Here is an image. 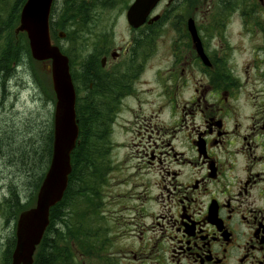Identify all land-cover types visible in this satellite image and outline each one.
Returning <instances> with one entry per match:
<instances>
[{"label":"flooded vegetation","instance_id":"1","mask_svg":"<svg viewBox=\"0 0 264 264\" xmlns=\"http://www.w3.org/2000/svg\"><path fill=\"white\" fill-rule=\"evenodd\" d=\"M236 4L161 0L152 12L158 20L131 30L124 47L109 46L81 66V104L96 79L108 84L105 96L94 97L98 106L128 107L127 99L141 100L146 84L148 32L176 34L169 84L177 119L163 140L168 150H149L150 144L142 153L158 201L132 217L136 231L128 229L130 241L120 248L125 264H264V24L261 18L240 26L238 34L254 38L258 56L238 62L229 51L236 48L229 19L224 23L241 14Z\"/></svg>","mask_w":264,"mask_h":264},{"label":"rangeland","instance_id":"2","mask_svg":"<svg viewBox=\"0 0 264 264\" xmlns=\"http://www.w3.org/2000/svg\"><path fill=\"white\" fill-rule=\"evenodd\" d=\"M15 1L0 0V22L5 21ZM121 1L113 7L96 6L86 27L90 30H85L86 28L77 30L71 37L66 35L61 38L59 34L66 29L57 25L53 40L70 56L71 71L77 73L79 78L76 84L79 94L82 89L81 66L95 56L101 57L109 46L124 47L131 37V28L126 18L129 2L123 4ZM249 1L237 0L233 8L236 11L242 9L241 14L227 16L224 19V23L229 19V28L233 31L231 40L236 46L229 51H235V59L243 63L253 56H258V52L255 47L257 43L252 41L253 37L246 33L238 34V30L242 28L240 26L257 23L258 19H263L259 23L264 24V14L256 11L264 10V0L247 5ZM65 5V0H55L52 22H59ZM246 13L248 15L244 17ZM255 13L258 14L256 18ZM69 27L70 30L76 28ZM148 33L146 43L148 65L144 78L146 84L140 91L141 100L127 99L128 107L115 108L110 112L109 118L105 114L107 119L105 159L100 164L103 173L97 185V194L92 196L93 202L86 197L85 201L75 200L67 208L66 217L69 220H76L75 217L82 213L83 218L89 220L87 224L91 227L90 230H86L94 235L93 256L85 257L76 252L78 260L83 264H106L107 260L114 261L116 258L125 264L120 248L126 247L130 241L128 229L136 231L137 219L132 217L139 216L140 210L158 201L159 188L155 185L154 174L147 170L141 156L150 144L152 146L149 150L155 148V145L156 152L168 150L163 140L170 137L166 131L172 130V124L177 119L176 111L172 107L175 106L173 97L176 92L169 84L173 76L171 75L173 64L170 61L172 40L176 39V34L169 29L160 33L158 28ZM4 37L5 33L0 36V52ZM46 67L47 64H32L23 54V60L14 66L13 75L0 77V264H7L6 258L15 238L16 219L12 220L13 211L10 206L15 199L12 192L15 193L17 190L20 192L19 207H27L34 200L33 197L30 198L31 183L11 166L9 153L16 147V143L22 142L26 146L33 140L29 139L31 138L29 133L34 126L42 128L53 119L55 97L50 73L46 72ZM149 134L157 137L149 139ZM14 138H16L14 144L9 145L8 141ZM6 155L8 156L5 158ZM19 207H16L17 214L21 211L18 210ZM81 227L83 229L84 225L81 224Z\"/></svg>","mask_w":264,"mask_h":264},{"label":"trees","instance_id":"3","mask_svg":"<svg viewBox=\"0 0 264 264\" xmlns=\"http://www.w3.org/2000/svg\"><path fill=\"white\" fill-rule=\"evenodd\" d=\"M127 1L130 2V0H122L121 2L124 4ZM25 2L26 0H16L5 21L0 22V36L5 33L4 40L2 41L3 47L0 52V77L4 76L6 78L12 76L14 66L20 64L23 60V54L29 59V62L35 63L31 56L26 34L19 33L17 35L15 33ZM119 2L120 0H65L66 5L63 8L61 19L59 22H51L52 32L54 34L57 30V25H59L60 28L66 29V35L71 37L75 31L84 30L88 27L90 23L89 17L96 6L113 7ZM69 26H75L76 28L70 30ZM85 30H90V28H86ZM88 73L86 76L89 79L92 78L89 69ZM72 75L75 84H77L79 80L77 73H72ZM95 81L97 83L92 90L87 85L90 93L89 96H92L90 100L87 99L81 105L78 99L77 114L80 135L71 155L73 169L70 174L69 185L63 199L51 209L50 225L38 247L34 264H83L78 260L77 253L85 257L95 254L94 235L86 230L91 229L87 224L89 220L83 218L82 213L80 216L75 217L76 220H69L66 217L67 208L75 200L85 201L86 197L91 199L92 196L97 194V185L103 173V169H100V164L105 159L104 147L106 146L107 133L105 114L109 118L111 110L108 103L101 101V106H98L97 102H94V97L98 94L104 95V88L108 87V84H105L102 80L95 79ZM76 88L78 92V85H76ZM98 88L102 90L100 93L95 91ZM93 92H96L94 93L95 95H93ZM29 136L31 137L29 139L33 140L29 144H26V146L22 142V145L16 143V147L12 148L9 156L12 160L11 166H14L25 177V180L31 183L32 193L30 198L33 197L34 199L51 161L53 148L52 120L50 119L49 123L44 124L42 128L34 126ZM2 139H4L3 136ZM15 140L16 138L8 141V144L13 145ZM7 156L4 157L6 158ZM15 193L12 192L15 199L12 200V204L10 205L13 217L17 214L16 207L20 206V192L17 190ZM24 207L22 206L17 209L20 210ZM81 224L84 225L83 229ZM63 235L65 238L62 239ZM14 245L15 238L6 258L7 264H11V253ZM106 262V264H111L109 260Z\"/></svg>","mask_w":264,"mask_h":264},{"label":"water","instance_id":"4","mask_svg":"<svg viewBox=\"0 0 264 264\" xmlns=\"http://www.w3.org/2000/svg\"><path fill=\"white\" fill-rule=\"evenodd\" d=\"M160 0H135L127 18L133 27L142 25ZM54 0H27L15 32L27 34L31 54L47 64L56 96L54 141L50 166L39 188L36 202L19 215L16 246L12 264H33L34 255L50 223V210L59 203L67 190L72 171L71 153L79 136L76 112L77 93L70 71V59L52 40L50 15ZM64 37V33H60Z\"/></svg>","mask_w":264,"mask_h":264}]
</instances>
